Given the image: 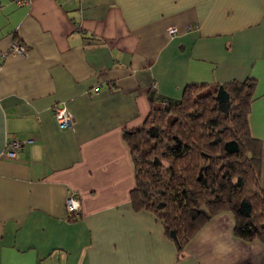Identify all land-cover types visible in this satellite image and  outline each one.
I'll list each match as a JSON object with an SVG mask.
<instances>
[{"label": "crops", "instance_id": "1", "mask_svg": "<svg viewBox=\"0 0 264 264\" xmlns=\"http://www.w3.org/2000/svg\"><path fill=\"white\" fill-rule=\"evenodd\" d=\"M18 40L23 53L10 50ZM247 77L264 186V0H0V264H264V244L235 237L230 212L178 254L156 215L131 206L122 138L186 84Z\"/></svg>", "mask_w": 264, "mask_h": 264}, {"label": "trees", "instance_id": "2", "mask_svg": "<svg viewBox=\"0 0 264 264\" xmlns=\"http://www.w3.org/2000/svg\"><path fill=\"white\" fill-rule=\"evenodd\" d=\"M255 87L252 77L186 84L180 98L161 99L122 132L135 178L131 206L153 212L180 255L222 212L233 215L235 237L264 244L262 141L249 124Z\"/></svg>", "mask_w": 264, "mask_h": 264}, {"label": "built area", "instance_id": "3", "mask_svg": "<svg viewBox=\"0 0 264 264\" xmlns=\"http://www.w3.org/2000/svg\"><path fill=\"white\" fill-rule=\"evenodd\" d=\"M18 5H28L31 0H13ZM168 33L173 35L176 33L175 27H169ZM10 50L18 53H23L24 47L19 41H13L10 45ZM96 90V88H95ZM52 111L56 119L57 124L60 127H70L73 123V115L67 110L65 106L53 105ZM22 141L16 137H12L5 143L4 154L9 158H14L17 155V150L20 148ZM65 208L72 214H77L80 210L79 198L76 194L69 193L65 196Z\"/></svg>", "mask_w": 264, "mask_h": 264}]
</instances>
